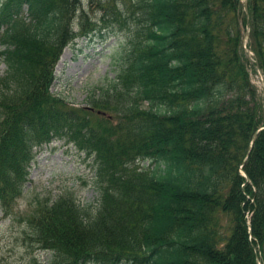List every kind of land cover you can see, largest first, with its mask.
Wrapping results in <instances>:
<instances>
[{
    "label": "trees",
    "instance_id": "trees-1",
    "mask_svg": "<svg viewBox=\"0 0 264 264\" xmlns=\"http://www.w3.org/2000/svg\"><path fill=\"white\" fill-rule=\"evenodd\" d=\"M138 10L143 37L167 22L175 31L135 52L151 62L133 111L90 106L109 117L50 92L79 1L0 0V213L9 217L21 196L33 148L65 141L92 158L97 199L62 196L27 217L26 238L48 264H264V129L252 140L263 97L241 47L242 6L152 0ZM248 12V47L264 76V0H248ZM142 101L173 113L154 116Z\"/></svg>",
    "mask_w": 264,
    "mask_h": 264
},
{
    "label": "rangeland",
    "instance_id": "rangeland-1",
    "mask_svg": "<svg viewBox=\"0 0 264 264\" xmlns=\"http://www.w3.org/2000/svg\"><path fill=\"white\" fill-rule=\"evenodd\" d=\"M78 1L79 12L71 26L74 37L63 47L53 68L50 92L74 108L108 100L112 116L127 114L134 109L131 101L142 93L140 76L151 62H143L135 52L143 46L149 53L156 32L168 37L175 31L174 24L165 23L164 30L153 27L152 35L143 37L138 34V8L152 0ZM4 71L0 61V78ZM250 77L263 95L259 73L251 70ZM139 108L159 117L173 113L159 102H141ZM91 162L90 157L65 141L56 140L33 150L21 196L9 217L0 213V264H48V253L26 238L31 230L26 219L37 206L60 196H72L81 206H95ZM138 165L148 168L147 162Z\"/></svg>",
    "mask_w": 264,
    "mask_h": 264
},
{
    "label": "water",
    "instance_id": "water-1",
    "mask_svg": "<svg viewBox=\"0 0 264 264\" xmlns=\"http://www.w3.org/2000/svg\"><path fill=\"white\" fill-rule=\"evenodd\" d=\"M244 6H245V8H246V2L244 3ZM263 84H264V83H263ZM263 111H264V108H263ZM256 134H257V132H255V133L253 134L252 137L254 138V137L256 136ZM250 148H251V146L248 147L246 157H248V155H249Z\"/></svg>",
    "mask_w": 264,
    "mask_h": 264
}]
</instances>
